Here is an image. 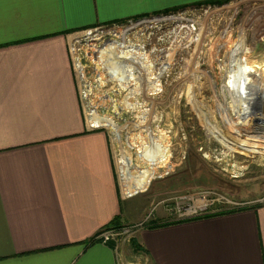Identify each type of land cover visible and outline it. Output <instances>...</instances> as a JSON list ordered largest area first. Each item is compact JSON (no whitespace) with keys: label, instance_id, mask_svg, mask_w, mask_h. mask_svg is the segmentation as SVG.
Wrapping results in <instances>:
<instances>
[{"label":"crops","instance_id":"0c3cea01","mask_svg":"<svg viewBox=\"0 0 264 264\" xmlns=\"http://www.w3.org/2000/svg\"><path fill=\"white\" fill-rule=\"evenodd\" d=\"M197 1L0 0V264H264V204L179 219L157 203L154 217L179 220L141 228L139 254L88 240L115 214L131 222L133 195L104 130L86 127L68 39Z\"/></svg>","mask_w":264,"mask_h":264},{"label":"built area","instance_id":"2783aa9c","mask_svg":"<svg viewBox=\"0 0 264 264\" xmlns=\"http://www.w3.org/2000/svg\"><path fill=\"white\" fill-rule=\"evenodd\" d=\"M229 1L192 3L187 8L98 23L69 37L67 48L86 127L104 130L113 157L117 154L122 195L144 193L182 161L186 137L180 115L201 114L210 121L209 110L200 102L205 94L201 77L206 79V95L218 99L216 113L222 116L224 128L220 133L231 139L225 143L241 150L240 136L264 143V129L248 117L252 95L264 91V61H250L256 41L264 42V22L254 23L253 6L239 7L243 0ZM239 8L241 17L234 21ZM213 22L220 29L210 51ZM248 29L252 43L246 37ZM233 33L225 48L226 38ZM208 59L219 71L217 81L202 68ZM159 201L175 218L220 208L218 203L236 204L206 188ZM114 232L105 227L96 235L106 239Z\"/></svg>","mask_w":264,"mask_h":264},{"label":"rangeland","instance_id":"374dc122","mask_svg":"<svg viewBox=\"0 0 264 264\" xmlns=\"http://www.w3.org/2000/svg\"><path fill=\"white\" fill-rule=\"evenodd\" d=\"M224 1L223 3H226L229 0ZM232 1L233 0H230L229 2ZM243 5L253 6L252 8L255 10L253 12V17H255L254 23H257V19L264 22V0H243L239 4V7H242ZM184 6H186V4L176 6V8H182ZM161 10L162 9L157 10L156 12ZM226 12H230V10H227ZM241 14L242 9L239 8L234 21H238ZM108 22L112 21L103 23ZM213 28L215 29L213 30ZM219 29L220 27L216 26L213 22L209 41L210 46L208 47V49L211 48L210 51L213 49L212 44L216 41L214 38H216L215 34L218 33ZM76 32L77 30L72 34ZM246 33L247 40L252 43L253 36L249 29ZM234 36L235 33H233L231 37L226 38L224 45L225 48L231 44ZM250 61L255 63H261L264 61V42L259 40L256 41ZM202 68L209 70L215 81L218 80L219 71L214 67L212 59H210V62L208 59L207 63L203 65ZM201 78V92H204L205 94L203 99L200 97H198V99L200 98V102H202L204 104L203 106L209 110L207 116H209L210 121L201 114H198V116L186 114L184 116L180 115L178 118L182 121L184 128L183 131L186 137V152L182 161L175 166L169 176L161 178L160 180H154L148 185L147 191L131 196L132 204L127 210V215L132 217V221L126 223V227H121L123 226L121 225L117 228H113V230L118 233L116 236L115 232L111 234L112 236L110 235L106 239H104L103 235L95 234L94 236L98 241L109 245L116 253L121 249V244H125L129 248H127V251H129L128 254H130V251H132V253L137 252L138 254L139 252H144L133 248L130 239H138V231L141 228L149 227L146 226L145 223L150 217H154V209L157 205L154 203H157V201L165 197H175L182 193H192L199 189L206 188L219 192L221 195L236 202V204H229V206L228 204L225 205L224 203H218L220 208H224L225 206L230 207V205H232V207L250 206L251 204L264 202V143L250 142L245 136H240L242 141L238 142L239 146L244 148V150L238 149L234 146L232 147V145L229 147V145L225 143L227 140L230 141L231 139L222 137L220 133L221 131H224V128L221 123L222 116L216 113V108H218L219 104L218 99L216 97L213 98V95H211V98L206 95V92L208 91L205 88L204 83L206 79L205 77ZM202 122L206 125L205 127L201 125ZM163 130L166 131L164 125ZM175 142L176 140H173V143ZM114 162L117 180L120 170V163L117 154L114 157ZM169 216L170 215H167V218ZM115 238H117V240ZM122 252L125 253L124 251ZM125 255H127V253H125ZM117 261V264H123L124 262L120 260ZM129 261V264H150L148 260L139 256L133 259L131 258Z\"/></svg>","mask_w":264,"mask_h":264},{"label":"trees","instance_id":"16d2710c","mask_svg":"<svg viewBox=\"0 0 264 264\" xmlns=\"http://www.w3.org/2000/svg\"><path fill=\"white\" fill-rule=\"evenodd\" d=\"M223 1L224 0H201V1H197L196 4H200V3H221ZM174 9H178V8H176V6L175 7H166V8H163L161 11L165 12L167 10H174ZM169 175H167V176H169ZM167 176H165V177H167ZM165 177H163V178H165ZM261 204H264V202L263 203L251 204L250 206L247 205V206H240V207L239 206L238 207H231V208H228V209H223L220 212H222V211H228V210L241 209V208H244V207H254V206L261 205ZM208 214L209 213L197 214V215H193V216H191L189 218L206 216ZM179 219H182V218H179ZM179 219H176V220H174V219L167 220V219H158L156 217H150L146 221L145 224H146V226H149V227H156V226H161V225L168 224V223L173 222V221H177ZM183 219H187V218H183ZM121 225H124V224H122L120 222V220H119V214H115L107 223H105L104 227H102V228H105V227L117 228L118 226H121ZM102 228H100L99 230H101ZM88 240H89V242H91L92 240H97V239H95V237H93V238L90 237ZM130 243L133 246V248H135L136 250L144 251V249L141 247L140 243L137 241L136 238H131L130 239Z\"/></svg>","mask_w":264,"mask_h":264},{"label":"water","instance_id":"95a60500","mask_svg":"<svg viewBox=\"0 0 264 264\" xmlns=\"http://www.w3.org/2000/svg\"><path fill=\"white\" fill-rule=\"evenodd\" d=\"M188 6L191 5H186L185 7L187 8ZM250 108L252 112L248 114V117L253 123L260 125V128L264 129L262 128L264 126V91L252 95Z\"/></svg>","mask_w":264,"mask_h":264},{"label":"bare ground","instance_id":"6f19581e","mask_svg":"<svg viewBox=\"0 0 264 264\" xmlns=\"http://www.w3.org/2000/svg\"><path fill=\"white\" fill-rule=\"evenodd\" d=\"M261 34V33H259ZM261 37L264 39V35H261ZM243 47V45H241ZM244 69H247L246 67H244ZM223 141V140H222ZM228 141V140H227ZM239 141H242V140H239ZM122 149L125 151V148L122 146Z\"/></svg>","mask_w":264,"mask_h":264}]
</instances>
